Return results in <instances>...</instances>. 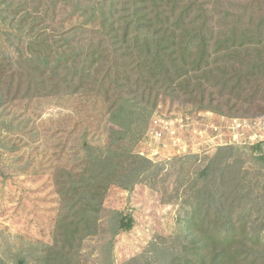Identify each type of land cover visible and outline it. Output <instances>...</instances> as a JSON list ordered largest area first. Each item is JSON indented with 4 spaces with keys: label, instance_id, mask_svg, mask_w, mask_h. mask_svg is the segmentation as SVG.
Segmentation results:
<instances>
[{
    "label": "trees",
    "instance_id": "trees-1",
    "mask_svg": "<svg viewBox=\"0 0 264 264\" xmlns=\"http://www.w3.org/2000/svg\"><path fill=\"white\" fill-rule=\"evenodd\" d=\"M59 13L69 22L61 39L37 29ZM0 22L7 91L95 95L108 105L112 145L161 97L230 118L264 115V0H0ZM160 167L112 147L88 151L80 171L58 168L59 215L38 264H82L110 187L128 189ZM190 207L178 248L156 243L153 256L127 264H264L263 145L220 148L192 184ZM111 213L113 235L133 228L131 215Z\"/></svg>",
    "mask_w": 264,
    "mask_h": 264
},
{
    "label": "rangeland",
    "instance_id": "rangeland-1",
    "mask_svg": "<svg viewBox=\"0 0 264 264\" xmlns=\"http://www.w3.org/2000/svg\"><path fill=\"white\" fill-rule=\"evenodd\" d=\"M64 19L59 13L54 21L47 19L37 29L58 35L59 40L69 26ZM31 21L25 33L32 27ZM6 27L0 22V34ZM9 45L0 39V48L5 50ZM0 84L6 89L0 92V264H38L46 247L53 243L60 209L54 183L58 168L80 171L88 151L102 153L112 147L132 148L133 154L140 156L141 143L160 118L176 119L183 115L217 126L234 123V118L161 97L150 116L136 114L130 129L135 137L130 132L127 140L112 145L108 105L95 95L29 99L24 90L17 95L15 90L8 92L6 78ZM257 118H235L246 119L248 123L237 131L241 134L240 141L227 147H264L251 139L257 132L254 128ZM180 133V136L187 134ZM217 151L202 156H172L159 164L160 171L148 180L128 189L112 185L105 199L99 233L84 242L81 263L127 264L143 253L153 256L151 248L156 243L178 248L185 235L184 219L191 210L192 184ZM243 157L247 160L246 169L254 173L247 158L251 157L250 151ZM112 211L131 215L133 228L113 235Z\"/></svg>",
    "mask_w": 264,
    "mask_h": 264
},
{
    "label": "built area",
    "instance_id": "built-area-1",
    "mask_svg": "<svg viewBox=\"0 0 264 264\" xmlns=\"http://www.w3.org/2000/svg\"><path fill=\"white\" fill-rule=\"evenodd\" d=\"M232 126H217L209 121L191 119L181 115L177 118H160L154 121L149 133L141 143L140 156L156 163H166L171 158L191 155H209L228 144L239 142L242 125L247 126L246 119H233ZM257 132L251 137L254 142L264 144V115L254 120ZM180 131L187 134L180 136ZM176 134V135H175ZM178 134V135H177ZM228 140V142H226ZM254 144V143H253ZM175 155H172V154Z\"/></svg>",
    "mask_w": 264,
    "mask_h": 264
}]
</instances>
